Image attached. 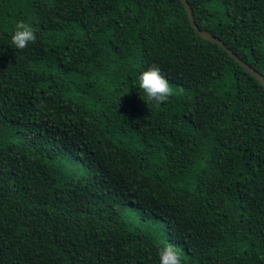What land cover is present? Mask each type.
<instances>
[{
	"label": "trees",
	"instance_id": "trees-1",
	"mask_svg": "<svg viewBox=\"0 0 264 264\" xmlns=\"http://www.w3.org/2000/svg\"><path fill=\"white\" fill-rule=\"evenodd\" d=\"M186 1L264 78V0ZM166 244L264 264V88L179 0H0V264H160Z\"/></svg>",
	"mask_w": 264,
	"mask_h": 264
},
{
	"label": "clouds",
	"instance_id": "clouds-1",
	"mask_svg": "<svg viewBox=\"0 0 264 264\" xmlns=\"http://www.w3.org/2000/svg\"><path fill=\"white\" fill-rule=\"evenodd\" d=\"M36 41V33L29 24L23 21L16 23L15 30L11 35V44L14 48L23 50L29 44H35ZM136 83L144 94L141 99L146 104H154L158 107L168 102L170 97L174 95L168 80L161 74L159 67L155 65L141 72ZM158 255L160 264H181L178 251L171 244L161 247L158 250Z\"/></svg>",
	"mask_w": 264,
	"mask_h": 264
},
{
	"label": "water",
	"instance_id": "water-1",
	"mask_svg": "<svg viewBox=\"0 0 264 264\" xmlns=\"http://www.w3.org/2000/svg\"><path fill=\"white\" fill-rule=\"evenodd\" d=\"M181 4L184 7V10L186 12L188 21L190 23L191 28L195 32V34L203 39V41L216 44L219 46L239 67L244 69L247 73H249L251 76L255 78V80L264 88V78L257 73L255 70H253L250 66H248L245 62L241 61L236 55H234L230 50L227 49V47L218 39L214 38L212 35L202 32L198 29V27L195 24L192 11L189 7V4L186 0H179Z\"/></svg>",
	"mask_w": 264,
	"mask_h": 264
}]
</instances>
